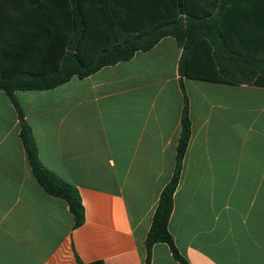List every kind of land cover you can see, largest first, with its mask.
<instances>
[{"label":"crops","instance_id":"0c3cea01","mask_svg":"<svg viewBox=\"0 0 264 264\" xmlns=\"http://www.w3.org/2000/svg\"><path fill=\"white\" fill-rule=\"evenodd\" d=\"M172 2L120 5L136 33L169 18ZM257 2L261 10L238 17L235 31L223 19V33L240 52L249 38L264 52V0ZM37 6L55 21L63 14L60 0H0V38L38 32ZM182 52L165 37L87 78L15 93L41 162L81 195L79 227L68 203L35 179L18 112L0 89V264H146L145 241L174 174L186 99L192 133L168 223L175 245L189 264H264V75L245 84L182 77ZM7 54L0 49V58ZM151 264L179 262L160 243Z\"/></svg>","mask_w":264,"mask_h":264},{"label":"trees","instance_id":"16d2710c","mask_svg":"<svg viewBox=\"0 0 264 264\" xmlns=\"http://www.w3.org/2000/svg\"><path fill=\"white\" fill-rule=\"evenodd\" d=\"M60 1L63 14L58 20H52L44 6H37L35 11L42 19L41 27L33 31L38 32L0 38V49L8 52L6 60L0 58V89L18 112L20 139L35 179L47 193L68 203L75 226L79 227L85 221L81 195L75 186L41 162L32 128L15 93L51 90L75 76L87 78L105 67L131 60L137 52L152 50L165 37H173L183 50L179 61L182 77L228 84L251 83L264 75V52L255 38H249L248 51L237 50L232 43L234 38L223 33V19L228 17L225 23L235 31L239 28L237 18L256 15L262 4L258 0H215L213 4L198 6L191 4V0H173L170 5L173 13L169 18L141 27L135 33L123 19L120 0H100L99 8L95 4L97 0ZM183 15L185 18L180 17ZM188 113L186 99L174 174L161 192L145 241L146 264H151L152 249L160 243L168 245L179 264H189L168 230L174 194L192 133ZM80 264L85 263L80 261Z\"/></svg>","mask_w":264,"mask_h":264}]
</instances>
